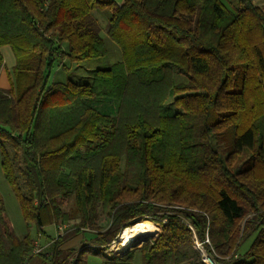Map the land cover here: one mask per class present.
<instances>
[{
    "label": "trees",
    "instance_id": "trees-1",
    "mask_svg": "<svg viewBox=\"0 0 264 264\" xmlns=\"http://www.w3.org/2000/svg\"><path fill=\"white\" fill-rule=\"evenodd\" d=\"M97 8L110 9L123 60L90 83L49 85L56 67L108 55ZM5 45L17 63L0 89L2 168L29 226H68L48 259L87 264L88 247L74 259L60 247L90 231L103 264H133L139 249L104 250L149 219L161 232L140 249L146 264H201L187 224L216 264H264V8L0 0ZM33 242L15 233L0 194V264H27Z\"/></svg>",
    "mask_w": 264,
    "mask_h": 264
},
{
    "label": "rangeland",
    "instance_id": "rangeland-1",
    "mask_svg": "<svg viewBox=\"0 0 264 264\" xmlns=\"http://www.w3.org/2000/svg\"><path fill=\"white\" fill-rule=\"evenodd\" d=\"M118 3H121L123 0H113ZM225 5L226 8H229L232 11H236L238 8L241 0H221ZM253 2L260 6L261 8H264V0H253ZM92 17L96 20L97 26H99L101 35L103 39H105V43L108 48V55L99 58V59H90L83 61L79 64H74L70 66V69L64 70L61 67H56L50 77L49 85H52L54 82H65L67 80H72L78 83H90L92 81V78L94 76V72L98 69H107L110 68L113 64L120 63V61L123 60V54L121 51V48L110 39L107 33H105V25L109 24L110 18L112 16L110 9L108 8H97L93 12H91ZM10 75L9 73V79H8V73L6 69L4 68L0 72V89H9L10 88ZM177 82L186 81V78L183 76H177L176 77ZM103 108V107H102ZM250 156L248 154H244L243 161L240 162V164L243 165V163L249 161ZM0 194L3 197V200L5 202V206L9 215V218L12 222L13 228L15 229V233L18 236H24L26 234H30V236L36 235L37 229L36 227L32 226V228L27 224V222L24 220L22 210L20 207V202L18 201V198L14 191L12 190L11 186L9 185L8 181L5 178L3 168H2V159L0 155ZM74 207V200H71L68 205V209H71ZM100 211V210H99ZM101 212V211H100ZM97 223L101 227H106L109 224L108 218H106L103 215H100V218L98 219ZM155 224V223H154ZM158 227V232L153 234L152 237L138 241L134 245H132L127 251L125 252H119L117 251V247L121 244V237L119 236V239L116 243H112L106 250L104 254H120V255H126L128 253H131L132 251L138 250L133 255V264H146L145 263V253L140 250L146 243L154 240L157 235L161 232V228L155 224ZM47 230L49 232H54L55 226H46ZM86 234H91L90 231H87ZM81 234L77 237H80L81 242L78 243L79 246H82V244L86 243L85 235ZM84 237V238H82ZM36 238V237H35ZM76 238V237H75ZM252 243V240L246 241L241 247V252L246 251L250 244ZM195 244V243H194ZM77 246V247H79ZM102 252H99V249H86L82 255V258H84L87 261V264H103V258L101 256ZM201 264H205L202 260Z\"/></svg>",
    "mask_w": 264,
    "mask_h": 264
},
{
    "label": "crops",
    "instance_id": "crops-1",
    "mask_svg": "<svg viewBox=\"0 0 264 264\" xmlns=\"http://www.w3.org/2000/svg\"><path fill=\"white\" fill-rule=\"evenodd\" d=\"M125 0H123L121 3H119L120 5H122L124 3ZM116 2V1H115ZM118 3V2H117ZM108 24L105 25V33H107L108 30ZM0 50L3 54L4 57V66L2 68V70L5 68L7 73H8V79H9V73L12 72V69L14 68V66L17 63V58L14 55V51L11 48V46L5 45V46H1ZM1 70V71H2ZM55 226V230L54 232H49L47 230V228L43 229V234H42V242L43 243H51V247H52V242L55 241V239L59 236V226L54 225ZM32 228V226H30ZM39 235L38 232H36V235L32 236L33 240L36 239L35 237H37ZM92 235L91 234H86L85 235V240L87 241L86 243L82 244V246H79L78 243L81 242L82 239H80V237H76L73 238L72 240H70L69 242L65 243L63 246L60 247V250H62L65 253L68 252H75L72 256L71 259L74 258H78L80 255V251H82L83 249H86V247L90 248V249H98L96 247H94L93 245H91L90 240L92 239ZM84 238V237H82ZM79 246V247H77ZM103 261V260H102ZM87 263V261H86ZM27 264H59V262H57L56 260H50L48 258H46L45 256H35L32 257L30 259H27Z\"/></svg>",
    "mask_w": 264,
    "mask_h": 264
},
{
    "label": "built area",
    "instance_id": "built-area-1",
    "mask_svg": "<svg viewBox=\"0 0 264 264\" xmlns=\"http://www.w3.org/2000/svg\"><path fill=\"white\" fill-rule=\"evenodd\" d=\"M189 227L192 230V234H194V243H195V248L197 250H199V252L202 255V260L205 264H216V262L214 261V259L208 254V252L205 250L204 248V242H200V240L198 239L197 235L195 234L196 231L194 229V227L190 224ZM59 235H62L64 233V231L68 228L67 225H60L59 227ZM42 234H39L36 239H34L33 242V246H32V251L30 253V255L32 256H45L47 258H51L52 257V249H51V243H43L42 242ZM206 243H209V240L207 239L205 241ZM54 243V242H52ZM116 243V242H113ZM108 256H111V254H107Z\"/></svg>",
    "mask_w": 264,
    "mask_h": 264
},
{
    "label": "bare ground",
    "instance_id": "bare-ground-1",
    "mask_svg": "<svg viewBox=\"0 0 264 264\" xmlns=\"http://www.w3.org/2000/svg\"><path fill=\"white\" fill-rule=\"evenodd\" d=\"M158 232V227L149 219L136 223L131 227L124 229L121 234V244L117 247V251L125 252L138 241H143Z\"/></svg>",
    "mask_w": 264,
    "mask_h": 264
}]
</instances>
